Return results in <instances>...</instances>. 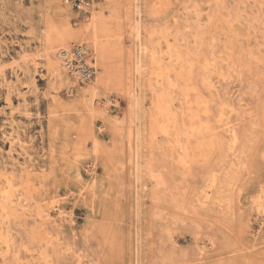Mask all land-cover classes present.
<instances>
[{"label":"rangeland","instance_id":"374dc122","mask_svg":"<svg viewBox=\"0 0 264 264\" xmlns=\"http://www.w3.org/2000/svg\"><path fill=\"white\" fill-rule=\"evenodd\" d=\"M82 1L0 0V264H264V0Z\"/></svg>","mask_w":264,"mask_h":264},{"label":"bare ground","instance_id":"6f19581e","mask_svg":"<svg viewBox=\"0 0 264 264\" xmlns=\"http://www.w3.org/2000/svg\"><path fill=\"white\" fill-rule=\"evenodd\" d=\"M82 8L83 9H86L87 10V2H85L84 0L82 1ZM87 11H89L90 13H91V15H92V20L94 21L95 20V16H94V12H92V10H87ZM93 23V22H92ZM93 25V24H92ZM102 32H103V34L106 32L105 31V29H103L102 30ZM74 33V34H73ZM91 36V39H92V41H93V43H94V45H96V49H97V46H99L98 45V43H99V39H100V37H101V34H100V32L98 31V28H97V26H95V25H93L91 28H89V27H87V28H85L84 30H79L78 29V31L77 32H72V33H69V35H68V38H75V41H80L79 43H81V42H83L88 36ZM66 38V37H65ZM135 38V37H134ZM136 39V38H135ZM72 41V40H71ZM72 43V42H71ZM70 42H69V44H71ZM87 43V42H86ZM86 43L85 44H79V48L82 50V51H84L83 49H87L88 48V46L86 45ZM131 43V42H130ZM134 44H135V42H134ZM62 47H63V45H62ZM135 47V46H134ZM67 48V47H66ZM89 49V48H88ZM87 51H90V50H87ZM66 53H69V50L68 49H66L65 51H64V53H63V56H65L66 55ZM60 54V53H59ZM31 54H27V53H23L22 54V56H21V59H22V61L23 62H27V60L28 59H30L31 58ZM30 57V58H29ZM67 58H71V57H66V58H63V61L61 62V65H62V67L65 69V70H67L69 73H71L72 74V76L74 77V79H75V81H86V80H84L82 77H80L78 74H76L75 72H71L67 67H66V64H67ZM91 61V60H90ZM90 61H88V63L90 64V66H93L94 65V61L92 62H90ZM94 69H95V67H94ZM38 70V69H37ZM52 72V76L54 77L56 74V70H53V71H51ZM67 72V73H68ZM73 79V78H72ZM0 80L1 81H4L3 80V72H0ZM74 83V82H73ZM72 83V84H73ZM80 87V86H79ZM27 88V87H26ZM22 95V94H21ZM84 99V98H83ZM108 104H111L109 101H107V102H105V104L104 105H108ZM91 105H93V103L91 104ZM90 107V106H89ZM95 107V106H94ZM91 108V107H90ZM104 109V108H103ZM93 110V109H92ZM94 111H95V109H94ZM234 137H235V139H236V136L234 135ZM8 141H9V143H10V155H12V153L13 152H18V150H17V143L18 142H20L21 140H20V138H19V135L18 134H15L14 132H12V133H10L9 134V136H8ZM233 141H235V140H233ZM21 143V142H20ZM19 154V153H18ZM22 155H24V154H21V156ZM26 155H27V153H26ZM61 213V212H60Z\"/></svg>","mask_w":264,"mask_h":264},{"label":"built area","instance_id":"2783aa9c","mask_svg":"<svg viewBox=\"0 0 264 264\" xmlns=\"http://www.w3.org/2000/svg\"><path fill=\"white\" fill-rule=\"evenodd\" d=\"M82 51L78 45H73L71 49V58H67L66 67L71 71L78 74L84 80L89 81L95 75V69L93 66H90L88 61H92L91 57V50L90 49H83ZM90 50V51H87ZM65 58V57H64Z\"/></svg>","mask_w":264,"mask_h":264}]
</instances>
